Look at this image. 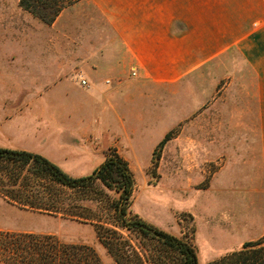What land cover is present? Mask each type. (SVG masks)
<instances>
[{
	"label": "rangeland",
	"instance_id": "374dc122",
	"mask_svg": "<svg viewBox=\"0 0 264 264\" xmlns=\"http://www.w3.org/2000/svg\"><path fill=\"white\" fill-rule=\"evenodd\" d=\"M79 2L46 24L24 10L20 0H0V147L40 154L73 177L92 174L108 153L116 152L134 175L131 210L192 244L199 264L251 242L264 232V116L254 69L264 68V36L258 33L264 25L253 27L249 66L227 55L180 87H168L160 123L153 117L159 103L146 110L147 116L134 117L126 108L110 109L116 100L108 97L103 103L88 93L89 82L79 84L81 74L92 86L106 79L112 85L134 80L109 26L93 7ZM53 48L56 86L46 62ZM141 125L151 132H129ZM28 195L33 199L38 192ZM75 199L72 195L73 204ZM1 232L35 235L28 245L41 248L45 239L40 238L55 236L69 249L85 247L92 264H117L90 224L22 208L2 196ZM122 235L130 263L149 264L154 245L136 233ZM1 256L7 258L0 254V264H9ZM35 257L33 264H45Z\"/></svg>",
	"mask_w": 264,
	"mask_h": 264
},
{
	"label": "crops",
	"instance_id": "0c3cea01",
	"mask_svg": "<svg viewBox=\"0 0 264 264\" xmlns=\"http://www.w3.org/2000/svg\"><path fill=\"white\" fill-rule=\"evenodd\" d=\"M79 3L89 4L106 22L135 73L133 81L112 85L106 79L93 86L81 74L90 83L87 92L103 103L108 97L116 100L110 109L126 108L134 117L147 116L146 110H153L159 103L153 117L159 118L160 123L166 117L168 87H180L227 55L249 66L247 53L251 52L253 27L264 25V0H82ZM258 33L264 36L263 29ZM48 55V70L56 86L55 48ZM254 69L257 70L256 100L260 116H264V68ZM147 131L151 132L145 125L129 127L131 134ZM260 153L264 179V130ZM263 235L264 232L249 241ZM230 252L229 249L227 254Z\"/></svg>",
	"mask_w": 264,
	"mask_h": 264
},
{
	"label": "trees",
	"instance_id": "16d2710c",
	"mask_svg": "<svg viewBox=\"0 0 264 264\" xmlns=\"http://www.w3.org/2000/svg\"><path fill=\"white\" fill-rule=\"evenodd\" d=\"M79 1L82 0H20V6L42 22L52 24L63 10ZM134 188L135 179L128 162L114 151L106 155L92 174L73 177L40 154L0 147V196L13 205L90 224L117 264H131L128 241L122 231L139 234L154 245L149 264H199L192 244L156 228L131 210ZM102 189L114 196L105 195ZM36 190L38 195L32 199L28 192ZM72 195L76 197L74 204ZM83 201L91 203V207L81 205ZM33 236L1 232L0 254L7 256L1 259L9 264H24L22 259L32 263L36 255L45 264H92L90 251L85 247L69 249L55 236L39 239H45V248L33 242L28 245ZM207 264H264V239L246 242L239 250Z\"/></svg>",
	"mask_w": 264,
	"mask_h": 264
},
{
	"label": "built area",
	"instance_id": "2783aa9c",
	"mask_svg": "<svg viewBox=\"0 0 264 264\" xmlns=\"http://www.w3.org/2000/svg\"><path fill=\"white\" fill-rule=\"evenodd\" d=\"M134 75H135V73H134ZM79 82L84 87L88 86V84H89L88 81L86 79L82 78V77H80Z\"/></svg>",
	"mask_w": 264,
	"mask_h": 264
}]
</instances>
